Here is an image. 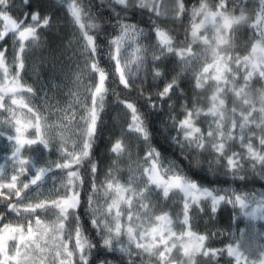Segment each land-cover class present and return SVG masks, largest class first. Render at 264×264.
Segmentation results:
<instances>
[{
  "label": "snow or ice",
  "instance_id": "snow-or-ice-1",
  "mask_svg": "<svg viewBox=\"0 0 264 264\" xmlns=\"http://www.w3.org/2000/svg\"><path fill=\"white\" fill-rule=\"evenodd\" d=\"M0 143V264H264V0H0Z\"/></svg>",
  "mask_w": 264,
  "mask_h": 264
},
{
  "label": "trees",
  "instance_id": "trees-1",
  "mask_svg": "<svg viewBox=\"0 0 264 264\" xmlns=\"http://www.w3.org/2000/svg\"><path fill=\"white\" fill-rule=\"evenodd\" d=\"M114 131H116L113 126H112V123L111 121H108L106 123V126H105V131H104V134L103 136L101 137V139L99 140V150L100 152H103L105 147L108 146V143H109V135L111 133H113ZM227 214L228 212L225 211L222 213V216H221V224L223 225V223L226 221L227 219Z\"/></svg>",
  "mask_w": 264,
  "mask_h": 264
},
{
  "label": "rangeland",
  "instance_id": "rangeland-1",
  "mask_svg": "<svg viewBox=\"0 0 264 264\" xmlns=\"http://www.w3.org/2000/svg\"><path fill=\"white\" fill-rule=\"evenodd\" d=\"M5 165V154L2 148V143H0V166Z\"/></svg>",
  "mask_w": 264,
  "mask_h": 264
}]
</instances>
